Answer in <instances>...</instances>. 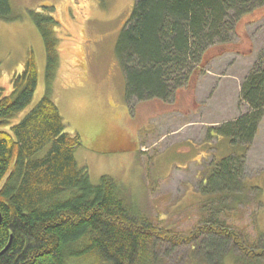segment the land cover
Masks as SVG:
<instances>
[{"label":"trees","instance_id":"trees-1","mask_svg":"<svg viewBox=\"0 0 264 264\" xmlns=\"http://www.w3.org/2000/svg\"><path fill=\"white\" fill-rule=\"evenodd\" d=\"M253 2L134 0L115 48L125 73L126 97L167 101L178 90L193 88L209 52L229 41L235 24L255 9ZM0 18H10L9 0H0ZM34 23L46 50L45 94L12 123L36 90L31 52L12 78V92L4 95L0 88V251L10 241L0 253V264H159L162 245L176 247L205 233L231 239L245 251L239 237L222 224L208 220L177 234L140 212L113 179L90 181L86 167L75 159L80 139L69 134L50 97L56 39L44 25L56 21L34 13ZM240 93L250 111L223 123L219 131L231 144L239 138L249 145L264 110V64L252 68ZM232 156L221 159L227 171L215 187L236 185Z\"/></svg>","mask_w":264,"mask_h":264},{"label":"rangeland","instance_id":"rangeland-1","mask_svg":"<svg viewBox=\"0 0 264 264\" xmlns=\"http://www.w3.org/2000/svg\"><path fill=\"white\" fill-rule=\"evenodd\" d=\"M262 1L254 0L252 6L255 9L235 24V32L229 41L218 45L209 52L211 57H206V66L198 78L199 88H202L199 99H205V104L211 100L220 112L217 119L206 109L208 115L205 114V120H220L223 126V123L250 111L241 98L240 86L253 67L264 64ZM9 5L10 18H0V88L3 94L12 92V78L22 71L29 52L33 54L37 67V85L32 101L12 119V123L21 120L45 94L46 50L43 37L34 23V13L42 17L53 16L56 23L44 25L48 30L53 28L56 39L57 69L50 86V97L69 130L79 135L81 147L76 150L75 159L79 167H86L90 181L97 184L102 176L113 179L140 212L177 234L185 235L205 221H214L231 234H236L239 237L237 241L246 250H252L246 253L231 239L205 233L176 247L162 245L157 251L159 264H264V110L257 133L249 145L239 138L234 144L228 142V146L223 141L220 147L214 143L210 155L207 144L187 146L181 143L184 130L175 135H164L161 141L145 151L139 148L108 154L91 151L77 127H73L76 123L70 121L79 114L74 109L78 98L74 94L78 86L66 85L64 76L69 73L70 64L72 69L84 67L88 55L74 50L73 57L70 47L77 43L91 51V73L95 77L106 76L109 82L115 69L112 63L116 60L114 49L117 45L111 36L130 17L134 0H9ZM45 7H52L51 12L48 13ZM43 21L45 23V19ZM195 86L189 88L194 90ZM107 90L112 92L115 102H107L104 110H116L120 116L125 112L120 88L115 81H110ZM186 93L182 97L176 94L174 99H189ZM92 109L101 111L94 105ZM178 110L170 118L180 115L182 110ZM164 112V107H158V113ZM80 116L82 119L85 114L80 113ZM104 118L105 128V123L115 117ZM90 119L93 123L98 118ZM176 123L172 124L173 127ZM195 127L207 129L206 126ZM151 128L156 134L160 133L155 126L151 125ZM208 139L210 137L206 134L205 140ZM186 147L189 148L187 152ZM228 155H234L231 161L236 185L215 187L227 171L226 163H220ZM239 155H243L241 160ZM202 231L207 232V229Z\"/></svg>","mask_w":264,"mask_h":264},{"label":"crops","instance_id":"crops-1","mask_svg":"<svg viewBox=\"0 0 264 264\" xmlns=\"http://www.w3.org/2000/svg\"><path fill=\"white\" fill-rule=\"evenodd\" d=\"M51 9L52 7L46 8L48 13L49 11L51 12ZM124 25L122 26V28H120L119 30L117 29L115 33L112 34V42H117L118 34L120 30L123 29ZM51 31L54 37L53 28L51 29ZM83 39L87 41L86 36H84ZM70 49L72 54L74 50H80L84 52L85 55H88V59H86L84 67L75 66L74 69H72V66L70 64L69 73H65L64 76L65 80L67 81L66 85L78 86V88H76V93L74 94L78 95L77 101H75L76 105H74V109L75 111L79 112V114L77 118L69 120L76 123V126L73 127H77V131L81 134L86 147L91 151H95L99 154H108L117 151L125 152L126 150L132 151L138 148L139 150L145 151L149 147L154 146L157 142L161 141L160 139L164 135L165 137L167 135H175L179 132L181 133L182 130H184L183 133L185 134V136L183 137V139H181V143H185L187 144V146L198 145L200 143L205 146L207 144L209 146V155L210 151L213 149L214 143L215 145L220 147L223 142H227L223 144H227L228 146V142H230L229 137L222 135L219 131L221 126L220 124L222 122L220 120H205L206 109L210 110V116H216L217 119L219 117L217 116L218 112L220 111L219 108L215 107L214 103H212L211 100H209L205 104V99H199V94L201 92L200 90L202 89L199 88V80H197L196 82V89L194 88V90H191V88L187 87L182 88L176 92V94H178L180 97L187 95L186 92H188L189 99L183 98L182 101L177 98H172L167 101H163L158 98L139 99L136 97H131L130 99H128L126 97L125 73L116 56L114 49L116 60H114L112 64L115 65V69L112 72L109 82L115 81L117 86L120 88V99L122 98L121 101L124 104L125 110L123 114L120 113V116H117V113H115L116 110H110L109 108L104 110V107L106 106L105 104L107 102L115 101L111 97L112 92L107 90L109 82L107 81L106 76L104 78H102L101 76L95 77L93 73H91V51L88 52L87 49L82 47V45L79 46V44L77 43L73 47H70ZM88 95H90L91 97H89ZM91 103H93L94 108H101V111H91L93 110V105H91ZM158 107H164L165 112L162 114L158 113ZM178 108L182 110L181 114H177V117L170 118L172 114L176 113L175 111H177ZM80 113L85 114L82 119ZM151 114L155 118H152V116H150ZM104 117L115 118L113 119V121H107L104 128ZM90 118L98 119L94 120L93 123H91L92 119ZM156 118H158V121L155 120ZM159 121L160 125L157 126ZM175 121L177 123L173 127L172 124ZM64 123L69 134L77 135L79 137L77 132H75L74 130H69V126L65 121ZM151 125L155 126V129L157 130L160 129V133L157 132L156 134V131L151 128ZM195 126H206L207 129L204 130V128ZM206 134L210 137V139H208L207 141L205 140ZM165 137L163 138V140L165 139ZM185 151H189V148L186 147Z\"/></svg>","mask_w":264,"mask_h":264},{"label":"water","instance_id":"water-1","mask_svg":"<svg viewBox=\"0 0 264 264\" xmlns=\"http://www.w3.org/2000/svg\"><path fill=\"white\" fill-rule=\"evenodd\" d=\"M9 243H10V241L8 242V244L0 251V253H3L7 248H8V246H9Z\"/></svg>","mask_w":264,"mask_h":264}]
</instances>
